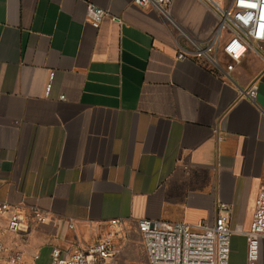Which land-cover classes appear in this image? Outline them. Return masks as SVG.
Segmentation results:
<instances>
[{
  "label": "crops",
  "instance_id": "0c3cea01",
  "mask_svg": "<svg viewBox=\"0 0 264 264\" xmlns=\"http://www.w3.org/2000/svg\"><path fill=\"white\" fill-rule=\"evenodd\" d=\"M88 3L118 21L93 28ZM169 12L196 40L219 25L207 0H172ZM261 47L227 72L221 51L220 70L178 60L170 24L134 0H0V204L24 221L11 235L0 214V239L24 264H52L54 248L111 234L114 264H148L141 219L213 226L226 204L230 226L249 229L264 187ZM252 85L256 102L243 93ZM237 255L248 264L241 234L229 264Z\"/></svg>",
  "mask_w": 264,
  "mask_h": 264
},
{
  "label": "built area",
  "instance_id": "2783aa9c",
  "mask_svg": "<svg viewBox=\"0 0 264 264\" xmlns=\"http://www.w3.org/2000/svg\"><path fill=\"white\" fill-rule=\"evenodd\" d=\"M216 8L219 25L215 33L206 41L192 38L172 18L169 5L172 0H134L141 7H152L173 29L178 50L177 59L207 60L218 70V53L221 51L231 60L226 66L230 72L241 62L242 57L252 46L259 48L264 41V0H227L222 5L216 0H207ZM86 18L93 28L98 29L104 18L118 21L115 16L95 4L86 5ZM225 39V41H223ZM56 73L50 72L46 85L47 97L53 88ZM248 100L256 102L258 91L252 85L243 92ZM64 100V96H60ZM230 207L218 205V215L213 226L204 223L167 222L162 220L141 219L138 230L146 251L148 264H229L231 237L241 234L246 240L248 264H257L260 240L264 239V187L260 189L254 205V212L249 229L232 228L226 214ZM9 214L6 232L18 235L23 231L24 221L17 208L7 203L0 204V214ZM36 224L47 222L46 214L32 208ZM112 224H118L113 221ZM119 250L113 235L99 240L85 248H76L71 252L52 250V264H114ZM0 264H24L23 253L10 248L0 239Z\"/></svg>",
  "mask_w": 264,
  "mask_h": 264
},
{
  "label": "rangeland",
  "instance_id": "374dc122",
  "mask_svg": "<svg viewBox=\"0 0 264 264\" xmlns=\"http://www.w3.org/2000/svg\"><path fill=\"white\" fill-rule=\"evenodd\" d=\"M219 1L221 2L222 5H224L227 2V0H219ZM140 239H141V237H140ZM259 250H260V255H259L258 263L264 264V241H261L259 243ZM237 257H238V255L235 256V260H233V263H231V264H239Z\"/></svg>",
  "mask_w": 264,
  "mask_h": 264
}]
</instances>
